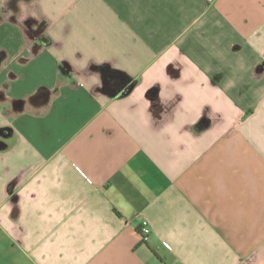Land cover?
Wrapping results in <instances>:
<instances>
[{
    "label": "crops",
    "instance_id": "1",
    "mask_svg": "<svg viewBox=\"0 0 264 264\" xmlns=\"http://www.w3.org/2000/svg\"><path fill=\"white\" fill-rule=\"evenodd\" d=\"M0 11V264H264V0Z\"/></svg>",
    "mask_w": 264,
    "mask_h": 264
},
{
    "label": "built area",
    "instance_id": "2",
    "mask_svg": "<svg viewBox=\"0 0 264 264\" xmlns=\"http://www.w3.org/2000/svg\"><path fill=\"white\" fill-rule=\"evenodd\" d=\"M151 233V227L150 224L148 223L147 220H145L143 222V226H142V234L144 235V237H147L149 234ZM164 244L168 247L171 248V245L168 242H164Z\"/></svg>",
    "mask_w": 264,
    "mask_h": 264
},
{
    "label": "clouds",
    "instance_id": "3",
    "mask_svg": "<svg viewBox=\"0 0 264 264\" xmlns=\"http://www.w3.org/2000/svg\"><path fill=\"white\" fill-rule=\"evenodd\" d=\"M8 0H0V9H4L6 4H7ZM7 15V18L8 16H11L12 15V12L11 11H8L6 14L3 12V11H0V16L3 17V20L5 18V16ZM26 18V17H25Z\"/></svg>",
    "mask_w": 264,
    "mask_h": 264
},
{
    "label": "flooded vegetation",
    "instance_id": "4",
    "mask_svg": "<svg viewBox=\"0 0 264 264\" xmlns=\"http://www.w3.org/2000/svg\"><path fill=\"white\" fill-rule=\"evenodd\" d=\"M119 83L122 85L123 84V80L122 79H118ZM125 86V84H123Z\"/></svg>",
    "mask_w": 264,
    "mask_h": 264
},
{
    "label": "water",
    "instance_id": "5",
    "mask_svg": "<svg viewBox=\"0 0 264 264\" xmlns=\"http://www.w3.org/2000/svg\"><path fill=\"white\" fill-rule=\"evenodd\" d=\"M41 96H42L41 93H39V94H38V97L41 98Z\"/></svg>",
    "mask_w": 264,
    "mask_h": 264
},
{
    "label": "trees",
    "instance_id": "6",
    "mask_svg": "<svg viewBox=\"0 0 264 264\" xmlns=\"http://www.w3.org/2000/svg\"><path fill=\"white\" fill-rule=\"evenodd\" d=\"M110 73H112V72H110Z\"/></svg>",
    "mask_w": 264,
    "mask_h": 264
}]
</instances>
